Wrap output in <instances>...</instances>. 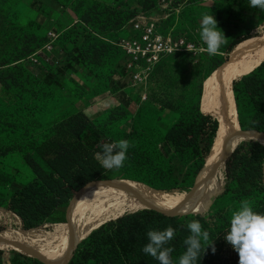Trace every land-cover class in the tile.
Masks as SVG:
<instances>
[{
    "label": "rangeland",
    "instance_id": "1",
    "mask_svg": "<svg viewBox=\"0 0 264 264\" xmlns=\"http://www.w3.org/2000/svg\"><path fill=\"white\" fill-rule=\"evenodd\" d=\"M205 14L214 15L227 38L220 55L201 51L206 48L200 38ZM137 20L156 24L164 38L184 40L191 52L179 51L164 57L146 75L145 83L132 88L126 71L117 70L124 57L121 42L136 35L129 30ZM49 34L55 39H50ZM236 53H245L246 60L232 65L235 98L234 70L263 60L255 59L264 53V11L250 7V0H0V241H13L0 248L2 264H71L91 231L80 236L62 227L89 225L91 220H99L101 225L122 215L112 214L121 195L155 193L169 199L177 193L207 192L195 185L198 176L191 169L185 183L172 190L157 186L160 181L156 186L147 183L150 177L160 180L162 174L167 175L166 180L170 177L167 170L172 171L169 160L173 150L163 132L167 126L159 118L163 111L176 113L179 120L191 119L198 111L216 118L202 110L208 104H217L220 128L208 163L212 174L209 188L216 174L220 189L204 215H223L231 220L232 213L248 200L231 193L219 198L226 176L217 156L227 142L247 131L239 127L238 109L232 114L229 106L223 115L224 104H220L224 101L220 70ZM85 86L93 87L94 101L112 98V108L122 105L132 111L139 107L156 113L154 122L161 129L157 128L159 136L152 139L146 153L161 154L158 159L164 161L159 168L162 172L144 170L136 166V159L128 158L124 167L108 169L103 178L58 207L49 218L25 229L19 217L8 215L12 212L7 208L13 192L36 179L25 157L31 156L43 175L51 173L44 158L54 155L60 140H71L80 117L74 108V96L85 92ZM145 93L147 100L140 103L138 98ZM132 98L136 104L139 101V106ZM206 143L198 140L194 147L196 158L204 152ZM184 168L182 163L180 172ZM161 207L182 209L181 217L197 213L196 209L177 204ZM131 212L134 211L124 213ZM215 221L218 224L211 223L208 230V243L213 242L216 248L213 253L209 246V264H239V254L224 238L230 226H223L218 217ZM173 262L179 264V259Z\"/></svg>",
    "mask_w": 264,
    "mask_h": 264
},
{
    "label": "trees",
    "instance_id": "2",
    "mask_svg": "<svg viewBox=\"0 0 264 264\" xmlns=\"http://www.w3.org/2000/svg\"><path fill=\"white\" fill-rule=\"evenodd\" d=\"M129 62L130 57L124 54L117 71L123 72ZM240 76H242L240 79L235 80ZM234 81L240 129L264 135V61L247 63L235 69ZM221 102L220 104H224V115L225 98ZM216 106L214 103L208 104L202 110L212 113L216 118L198 111L191 119H180L167 131L165 140L173 150L169 160L172 171L167 170L170 177L166 180L165 174H162L160 180H152L150 177L147 183L156 186L160 181L157 186L172 190L185 183L188 170L191 169V173L198 176L195 185L210 189L212 174L207 161L212 150V142L220 128V111ZM79 114L80 117L74 124L75 129L71 133V140L65 138L60 140L59 148L54 155L44 158L52 170L49 175H43L40 166L31 156L25 157L36 179L28 185L18 187L7 204V208L23 222L25 229L36 227L38 223L49 218L58 207L85 191L96 180L103 178L108 169L101 166L96 154L103 152V145L106 143L128 140L132 146L127 156L133 161L136 159L134 163L137 167L157 174L162 172L159 168L164 166V161L158 159L161 154L146 153L147 148L153 143L152 139L159 136L157 134L160 130H157L156 121L154 122L156 113L139 108L136 114H132L126 107L120 105L102 113L94 120L87 118L83 113ZM199 139L207 143L204 152L196 158L194 147ZM182 163L185 168L180 172ZM171 175L176 180H172ZM225 176L219 198L229 193L248 198L253 211L264 214L262 141L254 138L241 141L227 158ZM183 212L182 209L168 207L125 213L92 231L82 242L71 264H159L142 251L149 243L147 236L149 231H162L169 226L176 229L175 239L167 245L174 249L171 253L174 260L179 259L186 251L183 241L190 235L187 229L189 222L199 220L203 229L208 231L211 223L218 224L215 221L218 217L223 226L228 223L231 227L230 220L223 215H204L207 211L202 210L191 216H179ZM211 256L212 252L208 246L206 252L201 254L198 264H209ZM2 263L0 252V264Z\"/></svg>",
    "mask_w": 264,
    "mask_h": 264
},
{
    "label": "clouds",
    "instance_id": "3",
    "mask_svg": "<svg viewBox=\"0 0 264 264\" xmlns=\"http://www.w3.org/2000/svg\"><path fill=\"white\" fill-rule=\"evenodd\" d=\"M250 7L260 8L264 11V0H250ZM200 38L210 56L220 55L222 46L227 44V38L218 28V21L214 15H203L200 23ZM191 52V46L187 48ZM130 145L128 140H119L115 143L103 145V152L96 154V159L105 169H119L124 167L128 159L127 152ZM197 212L199 209L196 210ZM230 230L225 235V240L239 254V264H264V214L253 211L251 202L245 200L240 208L232 213ZM190 235L184 239L186 251L179 258V264H198L201 254L205 253L208 246H212V252H216L214 243H208L210 233L203 229L199 220L187 224ZM176 229L172 226L165 230H151L147 233L149 243L142 251L150 255L159 264H174L171 253L172 247L167 245L175 239Z\"/></svg>",
    "mask_w": 264,
    "mask_h": 264
},
{
    "label": "bare ground",
    "instance_id": "4",
    "mask_svg": "<svg viewBox=\"0 0 264 264\" xmlns=\"http://www.w3.org/2000/svg\"><path fill=\"white\" fill-rule=\"evenodd\" d=\"M244 54L245 53L234 54L232 56V60L226 63L220 70L219 83L222 88L221 94L226 100L225 110L230 106L231 110H229V113H232V114H235L237 111L236 98L233 92V67L232 65H234L233 63H235L236 61H245L246 59H245ZM261 59H263L262 61H264V53L258 55L255 60H261ZM255 62H260V61H255ZM228 114L225 116V118L228 116ZM247 133L248 135L256 137L258 140L264 143L263 134H255V133H250V132H247ZM217 162L223 165V163L220 161L219 156H217ZM223 166H224L223 168L225 169V165ZM219 189H220L219 180L217 178V175L215 174L211 188L207 192H204L201 195L194 193V192H187L185 194L177 193L174 196H171V198L166 199V198H162L158 196L155 193L125 194L119 197L120 203H118L116 208L112 210V214L114 216H117L126 211L136 212V211H141L145 209H155V210L163 209V208H168V207H161V206H168L170 204H177V205L190 208V209H196V210L199 209L200 211L207 210L213 203L214 198L217 192L219 191ZM8 213H9L8 215L18 219L17 215L10 213V212ZM99 225H100L99 220H91L89 222V225H87L86 223L82 226H79L77 224H69V225H64L62 228L67 233L73 232L77 235L85 236ZM15 233L23 234L25 232L23 231L21 233L19 232H15ZM15 237H17V235H15ZM12 243H13L12 240L0 241V248L8 247Z\"/></svg>",
    "mask_w": 264,
    "mask_h": 264
},
{
    "label": "built area",
    "instance_id": "5",
    "mask_svg": "<svg viewBox=\"0 0 264 264\" xmlns=\"http://www.w3.org/2000/svg\"><path fill=\"white\" fill-rule=\"evenodd\" d=\"M130 32L134 35L128 40L121 42L124 54L130 57V62L125 68L128 77L131 79V87L135 88L145 83L146 75L152 72L160 61L169 55L179 51H188L190 45L184 40H172L164 38L156 28V24L147 23L143 20L133 21ZM55 39L53 34L48 35ZM47 50L49 51L50 45ZM147 100V94L140 96V102Z\"/></svg>",
    "mask_w": 264,
    "mask_h": 264
},
{
    "label": "crops",
    "instance_id": "6",
    "mask_svg": "<svg viewBox=\"0 0 264 264\" xmlns=\"http://www.w3.org/2000/svg\"><path fill=\"white\" fill-rule=\"evenodd\" d=\"M87 86L84 87L85 92H83L82 94H79L77 96H74V108L78 113H83L87 118L94 120L96 118H98L99 116H101L102 113L108 111L109 109H111L113 102H112V98L111 101H109L108 99L106 100H102V102H100L97 98L96 101H94V97H93V87L92 88H88ZM141 95V94H140ZM102 98V97H101ZM140 100V98H138ZM108 101V104L107 102ZM132 101L134 102L133 98ZM105 103V105L103 104ZM135 103V102H134ZM141 103V102H140ZM139 104V101L137 102V104L135 103V105L137 106ZM102 105V106H100ZM139 106V105H138ZM138 108L135 111L129 110L132 114H136L138 111ZM159 118L164 122L163 125L167 126L166 130L163 132L167 133V131L169 129H171L178 121H179V116L174 113V112H169V111H163L160 113ZM161 121V123H162ZM161 128H159L160 130Z\"/></svg>",
    "mask_w": 264,
    "mask_h": 264
},
{
    "label": "water",
    "instance_id": "7",
    "mask_svg": "<svg viewBox=\"0 0 264 264\" xmlns=\"http://www.w3.org/2000/svg\"><path fill=\"white\" fill-rule=\"evenodd\" d=\"M247 131H249V130H247ZM247 131L244 132V133L238 134L237 137L235 138V140L227 142L226 145L223 146V150L221 152H219V158L222 161L223 165H225V167H226L227 158L236 149V147L240 144L241 141L249 139V138L257 139L256 137L248 135ZM222 157H223V160L221 159ZM207 165H208V161H207ZM207 165H206V167H207ZM213 166H215V163H213ZM148 210H155V209H148ZM131 213H134V212H131ZM124 214L125 213H123L122 215H124ZM122 215H120V216H122ZM120 216H118V217H120ZM179 216H181V215H179ZM118 217L110 219V220H108L106 222L115 220ZM106 222H104V223H106ZM104 223H102L101 225H103ZM101 225H99L98 227H100ZM97 228H95V229H97ZM95 229H93L92 231H94Z\"/></svg>",
    "mask_w": 264,
    "mask_h": 264
}]
</instances>
